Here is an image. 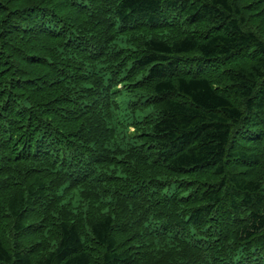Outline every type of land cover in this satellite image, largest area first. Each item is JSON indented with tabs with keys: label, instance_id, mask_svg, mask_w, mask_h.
<instances>
[{
	"label": "trees",
	"instance_id": "trees-1",
	"mask_svg": "<svg viewBox=\"0 0 264 264\" xmlns=\"http://www.w3.org/2000/svg\"><path fill=\"white\" fill-rule=\"evenodd\" d=\"M0 264H264V0H0Z\"/></svg>",
	"mask_w": 264,
	"mask_h": 264
}]
</instances>
